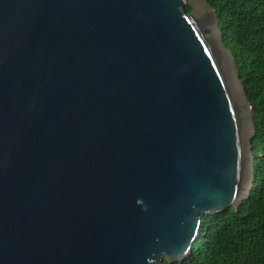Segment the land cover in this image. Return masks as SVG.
<instances>
[{"label":"water","instance_id":"1","mask_svg":"<svg viewBox=\"0 0 264 264\" xmlns=\"http://www.w3.org/2000/svg\"><path fill=\"white\" fill-rule=\"evenodd\" d=\"M222 36L206 0H0V264H174L249 197Z\"/></svg>","mask_w":264,"mask_h":264},{"label":"trees","instance_id":"2","mask_svg":"<svg viewBox=\"0 0 264 264\" xmlns=\"http://www.w3.org/2000/svg\"><path fill=\"white\" fill-rule=\"evenodd\" d=\"M206 1L215 12L251 107L253 184L249 197L235 209L229 206L201 215L198 239L174 264H264V0Z\"/></svg>","mask_w":264,"mask_h":264},{"label":"clouds","instance_id":"3","mask_svg":"<svg viewBox=\"0 0 264 264\" xmlns=\"http://www.w3.org/2000/svg\"><path fill=\"white\" fill-rule=\"evenodd\" d=\"M216 19H217V17H216ZM222 33V32H221ZM223 35V34H222ZM222 38H223V36H222ZM222 44H223V39H222ZM223 46L225 47V48H227L224 44H223ZM228 49V48H227ZM230 51V50H229ZM230 53H231V51H230ZM231 55H232V53H231ZM232 58H233V55H232ZM234 60V59H233ZM234 64H235V62H234ZM236 66V65H235ZM237 69V68H236ZM239 73V72H238ZM240 75V74H239ZM240 78H241V76H240ZM253 178V177H252ZM199 236V235H198ZM198 239V238H197ZM196 239V240H197ZM194 243V242H193ZM164 261V260H163ZM178 262V261H177ZM176 262V263H177Z\"/></svg>","mask_w":264,"mask_h":264},{"label":"rangeland","instance_id":"4","mask_svg":"<svg viewBox=\"0 0 264 264\" xmlns=\"http://www.w3.org/2000/svg\"><path fill=\"white\" fill-rule=\"evenodd\" d=\"M205 32H208V29H206Z\"/></svg>","mask_w":264,"mask_h":264}]
</instances>
